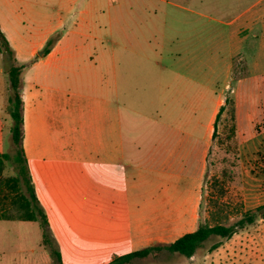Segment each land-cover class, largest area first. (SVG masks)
Listing matches in <instances>:
<instances>
[{
  "label": "crops",
  "instance_id": "obj_1",
  "mask_svg": "<svg viewBox=\"0 0 264 264\" xmlns=\"http://www.w3.org/2000/svg\"><path fill=\"white\" fill-rule=\"evenodd\" d=\"M187 2H164L178 16L152 21L139 35L128 37L145 42L146 34L153 38L149 44L157 45L139 51L138 60L118 72L111 66V87L103 70L88 73L87 83L98 94L86 100L81 94L74 99L68 80L69 61L88 57L75 45L79 38L68 39L62 27L49 23L34 37L29 48L32 74L25 78L22 73V145L61 264H107L135 251L134 244L169 243L195 230L214 121L229 87L239 139L252 140L251 149L264 139V0ZM33 4L0 0V30L19 64L18 28L35 21ZM55 32H60L57 37ZM78 37L99 38L91 32ZM166 43H173L172 50ZM246 46L254 52L252 59L244 54ZM95 55L111 58L105 51ZM3 73L0 66V148L1 113L7 104L5 90L9 92ZM216 80L223 82L224 91L213 97ZM110 90L111 98L105 92ZM76 108L83 110L78 119ZM258 121L262 125L256 128ZM76 132L81 145L75 142ZM154 176H159V185ZM183 178L195 183L181 187ZM102 188L111 194V239L106 244L91 240L93 255L75 260L62 238L66 224L83 212L99 216L97 194ZM149 231L154 237H148ZM103 251L111 253L103 256Z\"/></svg>",
  "mask_w": 264,
  "mask_h": 264
},
{
  "label": "rangeland",
  "instance_id": "obj_2",
  "mask_svg": "<svg viewBox=\"0 0 264 264\" xmlns=\"http://www.w3.org/2000/svg\"><path fill=\"white\" fill-rule=\"evenodd\" d=\"M164 2L188 5L187 0H34L35 21H26L23 26H19L17 34L19 42L16 45L20 46L21 51L18 61L24 64L25 78L32 74V69L29 67L32 61L29 56V48L34 37L38 35L39 29L49 23L56 29L62 27L63 34H69L68 39L79 38L75 45L83 48L81 50L86 54L83 57L88 56L85 59L77 57L69 61L68 80L71 91L74 92V99H78L79 94L85 95L82 97L85 100L94 93L98 94L96 88L87 83L88 73L92 76L103 70L102 74L106 75L111 87V66L112 71L118 72L124 65L126 68L136 62L138 58L135 54L139 51L143 52V50L149 49V45H155V47L157 45L156 43L149 44L148 40L153 38H148L146 34L143 37L145 42H135L136 40L132 36L128 37L132 33L139 35L140 31L146 28L144 26L152 21L161 23L164 18L169 21L178 16V13L172 10V6ZM139 22L142 23L139 24ZM34 24L36 29L33 27ZM82 32L98 34L99 38L78 37V34ZM58 33L60 32H55V37L59 35ZM55 37H51L49 40ZM49 45L46 42L45 48ZM165 46H167V50L168 48L172 50L173 43H166ZM245 48V56L248 57L247 59H252L250 52L253 51L249 50L247 46ZM162 50L161 48L158 51L163 53ZM101 51L109 52L111 58L106 56L98 58L95 53ZM0 53L2 55L0 66L4 69L2 78L5 88H8V57H5V53ZM163 61L166 62V60ZM94 62L98 63L97 68H95ZM113 63H115L114 67ZM216 84L215 90V86H213V97L220 94L221 89L224 91V84L221 80H216ZM105 92L111 98V90ZM229 92L230 87L222 94L225 96V100L226 98L233 100ZM262 92L261 94H263ZM253 93L257 95L256 90H253ZM9 94L10 88L9 92L5 90V101ZM262 106L264 109V99ZM108 109L109 107L105 114ZM85 111L89 112V108H85ZM82 112V109L76 108L75 119L80 118ZM1 115L4 126L0 152L12 154L14 148L10 134L12 121L6 111ZM229 118L228 110L225 108L207 153L205 171L201 180L199 217L195 229L204 222L213 224L222 220L225 223H232L240 218L245 211L253 210L264 204V139L256 142L254 146L256 149H251L252 140L239 139L237 126L236 136H232V123ZM261 125L260 121L255 124L256 128ZM75 126L78 127L76 123H74ZM76 136L79 139H75V142L79 143L80 135H77V132ZM3 174L6 176L15 174L12 162L6 163ZM155 177L159 185V176ZM194 183L191 178L181 179V187H191ZM151 189L153 188L149 187V212L152 210ZM160 189L158 188L159 191ZM158 190L155 191L156 194ZM110 195V191L104 188L97 194L100 203L99 216L97 213L93 216L90 212H83V215L71 218L66 224L68 227L62 238L66 249L70 252L69 255L75 260L93 255L94 252L90 250L92 246L88 243L91 240L97 239L106 244L111 239L109 221L111 220V205H108ZM148 237H154V235H150L149 231ZM43 238V226L40 219L34 221L0 219V264H60L52 254L57 245L54 246L50 240L44 244ZM216 242H218V246L211 249V246ZM157 243L162 242L155 241L150 245ZM147 246L149 244L138 246L137 243L133 245L136 250ZM110 253L111 251H103L101 254L107 256ZM176 263L264 264V217L256 218L253 223L238 229L229 238L210 237L189 258L159 249L153 250L145 257L134 258L128 264Z\"/></svg>",
  "mask_w": 264,
  "mask_h": 264
},
{
  "label": "trees",
  "instance_id": "obj_3",
  "mask_svg": "<svg viewBox=\"0 0 264 264\" xmlns=\"http://www.w3.org/2000/svg\"><path fill=\"white\" fill-rule=\"evenodd\" d=\"M51 41L52 40H48L47 45H49ZM46 49L47 48H45V50ZM0 52L5 53V57H8L9 62L8 79L10 94L8 96V103L5 111L12 121L10 134L14 143L12 154L8 152H0V219L21 221H34L40 219L43 226V243L46 244L50 240L54 246H56V242L51 235L45 212L35 194L22 145L23 101L21 97V89L24 64L17 63L14 51L10 47L1 30ZM225 108L228 110L230 117L229 120L232 123V136H236L234 102L232 99L226 98L225 104L219 107L216 114L213 138L217 129V124ZM7 162L13 163L15 174L7 176L3 174ZM258 217H264V204L255 207L253 210L245 211L240 218L232 223H225L222 220H218L213 224L208 222L200 223L194 231L184 233L172 242L152 244L139 250L114 256L107 264H128L134 258L145 257L153 250L159 249H165L169 252L178 253L189 258L193 256L197 249L210 237L217 236L221 239L229 238L238 229L253 223ZM217 246L218 242L214 243L211 246V249L216 248ZM52 254L61 264V257L57 247L53 249Z\"/></svg>",
  "mask_w": 264,
  "mask_h": 264
}]
</instances>
